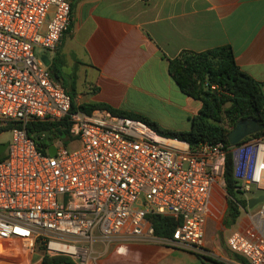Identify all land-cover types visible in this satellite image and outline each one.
I'll return each instance as SVG.
<instances>
[{
  "label": "built area",
  "instance_id": "built-area-1",
  "mask_svg": "<svg viewBox=\"0 0 264 264\" xmlns=\"http://www.w3.org/2000/svg\"><path fill=\"white\" fill-rule=\"evenodd\" d=\"M70 26L71 0H0V130L11 133L0 162V261L34 264L42 252L36 264L45 256L100 264L98 248L107 253L118 240H159L208 257L205 227L227 157L237 190L264 194V137L192 147L107 110L72 112L71 95L37 54L55 53ZM31 122L67 123L69 134L44 153L47 134L30 137ZM149 215L178 221L173 238H157ZM249 218L226 244L264 264V208Z\"/></svg>",
  "mask_w": 264,
  "mask_h": 264
},
{
  "label": "crops",
  "instance_id": "crops-1",
  "mask_svg": "<svg viewBox=\"0 0 264 264\" xmlns=\"http://www.w3.org/2000/svg\"><path fill=\"white\" fill-rule=\"evenodd\" d=\"M220 47H231L242 72L264 83V0H71L69 31L55 53L41 56L58 68L59 78L52 76L77 108L105 105L146 117L163 130L188 132L202 103L181 92L170 61L183 52ZM227 209L228 201L223 228L210 213L204 241L209 256L202 258L248 264L226 244L233 231L250 225V216L241 219L248 208L231 228L224 225ZM165 247L159 240H118L98 253L100 264H168Z\"/></svg>",
  "mask_w": 264,
  "mask_h": 264
},
{
  "label": "trees",
  "instance_id": "trees-1",
  "mask_svg": "<svg viewBox=\"0 0 264 264\" xmlns=\"http://www.w3.org/2000/svg\"><path fill=\"white\" fill-rule=\"evenodd\" d=\"M50 71L58 79L59 70L52 66ZM169 72L179 89L186 96L202 103V108L192 119V128L188 132H173L161 129L150 119L127 114L105 105L82 106L77 108L72 103V112L81 111L91 114L95 110H107L115 116L126 117L146 123L159 134L188 142L192 147L200 144L229 146L228 135L236 125L246 119H256L264 125V83H259L242 72L236 63L231 47H220L203 53L183 52L170 61ZM215 86L216 89L211 87ZM9 130H0V135ZM46 133L47 139L41 143L43 152L53 138L66 137L69 124L31 122L28 134ZM252 137H264V129ZM4 154L0 162L5 159ZM225 190L228 197V209L224 219L227 228L235 226L247 207V200L237 190L232 157L228 156L225 169ZM148 220L159 239H172L179 222L173 218L149 215ZM201 257L200 255H197ZM0 264H8L0 261ZM42 264H74L65 257L50 258L45 256Z\"/></svg>",
  "mask_w": 264,
  "mask_h": 264
},
{
  "label": "rangeland",
  "instance_id": "rangeland-1",
  "mask_svg": "<svg viewBox=\"0 0 264 264\" xmlns=\"http://www.w3.org/2000/svg\"><path fill=\"white\" fill-rule=\"evenodd\" d=\"M37 54L41 56L42 54H48V52L38 50ZM10 140H11L10 132H5L0 136V143H6V142H9ZM77 148H78L77 144L75 145L73 144L71 147L69 146L70 150H75ZM261 195H263V192L254 190L251 194H241L240 198L244 200H249V199L258 198ZM227 201H228L227 194L225 195L224 192L220 190L218 192V196L215 200V203L213 202V204L210 207L212 214L215 217H218L219 219L220 228H223L222 227L223 225V221H222L223 215L222 214L226 207ZM262 208H263L262 205H259L252 210H247L246 213L245 212L243 213L241 219L247 216L255 215ZM210 225L211 226L213 225L212 222L210 223ZM210 229H211L210 231L213 230V228H210ZM213 234L215 235V241H217L219 239L218 234H216L215 231H213ZM163 250L166 255L168 264H213L212 262L206 261L202 257H198L197 255L191 254L190 252H187V251H182V250L170 248V247H165L163 248ZM35 254L36 255L34 257V261H35L34 264L38 263L37 261L40 260L43 256L42 252H38Z\"/></svg>",
  "mask_w": 264,
  "mask_h": 264
},
{
  "label": "water",
  "instance_id": "water-1",
  "mask_svg": "<svg viewBox=\"0 0 264 264\" xmlns=\"http://www.w3.org/2000/svg\"><path fill=\"white\" fill-rule=\"evenodd\" d=\"M42 62L48 68L51 67V61L45 55L41 57ZM264 125L256 119H246L239 122L236 127L229 133L228 140L230 145H239L242 141L249 137H252L261 131H263ZM9 147V142L0 144V158L6 153ZM56 154V148L52 147L49 149V155L54 156ZM262 205L264 206V195L258 198L250 199L247 203L248 210H252L255 207Z\"/></svg>",
  "mask_w": 264,
  "mask_h": 264
},
{
  "label": "bare ground",
  "instance_id": "bare-ground-1",
  "mask_svg": "<svg viewBox=\"0 0 264 264\" xmlns=\"http://www.w3.org/2000/svg\"><path fill=\"white\" fill-rule=\"evenodd\" d=\"M18 262H19V258L16 259V257H7L5 260L3 259V263L16 264Z\"/></svg>",
  "mask_w": 264,
  "mask_h": 264
}]
</instances>
